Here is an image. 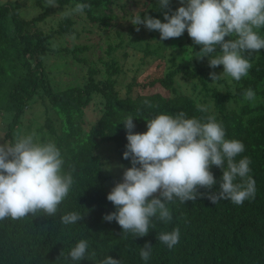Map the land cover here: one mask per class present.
I'll list each match as a JSON object with an SVG mask.
<instances>
[{
	"label": "trees",
	"instance_id": "1",
	"mask_svg": "<svg viewBox=\"0 0 264 264\" xmlns=\"http://www.w3.org/2000/svg\"><path fill=\"white\" fill-rule=\"evenodd\" d=\"M40 1L43 9L26 18L16 3L0 0V113L9 143L25 128L24 120L34 118L36 138L58 146L63 171L71 172L74 183L55 217L0 220V264H100L108 255L120 259L121 264H264V49L249 58L252 67L246 77L238 82L219 78L212 86L207 75L203 77L204 67L194 64L200 46L185 30L183 39L172 40L169 46L176 65L164 66V73L157 76L148 64L152 56L163 60L164 40H159V31H149L143 24L136 31L130 21L140 14L164 22V13L152 12L157 0H149L145 4L152 6L137 13L126 11L124 30L114 22V7L124 9L122 0H57V7L46 6V0L36 2ZM76 3L91 7L66 18L65 10ZM179 6L170 3L168 11ZM50 15L53 18L49 19ZM84 29L98 32L99 39L79 41ZM260 34L264 36V28ZM91 48L101 52L93 59L95 65L78 56ZM62 52V56L86 64L75 71L69 69L73 75L81 72L79 78L62 81L52 77L56 71L48 59ZM115 53L121 55L114 57ZM216 68L222 71L223 65ZM146 88L153 90L143 93ZM249 88L255 92L251 101L243 95ZM94 99L104 105L99 117L88 121L86 106ZM145 100L152 106L145 105ZM36 104H43L44 111L36 114ZM197 105L208 111H198ZM180 111L189 118L215 117L226 138L244 144L245 151L236 160L250 158L255 198L243 205L228 200L213 204L207 196L186 203L175 200L168 205L171 222L153 220L155 228L147 236L125 237L116 221L104 219L105 214L116 211L107 200L108 193L132 166L130 158L123 156L127 139L121 120L131 115L133 131L146 132V119ZM39 117L43 121L38 122ZM211 171L219 181L222 169L212 166ZM218 188L219 184L210 191ZM69 212L84 216L76 224H61L60 217ZM177 226L179 243L168 249L157 233L171 232ZM81 239L88 241L89 253L95 251L93 260L70 259V250ZM145 243L152 245L147 262L140 257Z\"/></svg>",
	"mask_w": 264,
	"mask_h": 264
},
{
	"label": "clouds",
	"instance_id": "2",
	"mask_svg": "<svg viewBox=\"0 0 264 264\" xmlns=\"http://www.w3.org/2000/svg\"><path fill=\"white\" fill-rule=\"evenodd\" d=\"M157 4L158 10L170 9V0H157ZM46 6L57 7V0H46ZM90 7L76 3L65 10L64 16L83 14ZM130 21L136 31L142 24L149 31H159L161 41L179 38L186 30L193 43L200 46L195 52L197 59L208 57L211 68L223 65L222 73H210L212 81L221 76L240 81L252 67L251 55L264 49V36L260 34L264 28V0H180L175 11H164V22L140 14ZM243 95L249 101L255 98L251 88ZM144 104L152 106L148 100ZM197 110L208 111L203 105H197ZM121 121L127 139L123 156L130 158L132 166L124 170L122 182L108 193L107 200L116 211L105 214L104 219L116 221L125 237L147 236L155 228L153 220L171 222L168 205L175 200L186 203L207 196L213 204L228 200L243 205L255 198L251 160L247 156L236 160L245 146L226 138L223 125L215 117L189 118L183 111L175 115L160 113L146 119V132L133 131L131 115ZM63 164L58 146L51 141L40 142L35 133L17 135L10 143L0 142V220L28 215L55 217L74 183L71 172L63 171ZM212 166L222 169L219 181ZM217 184L218 190L210 191ZM201 188L206 191L201 192ZM83 216L69 212L60 217V222L76 224ZM157 238L172 249L179 243L180 229L177 226L171 232H159ZM88 247V241L81 239L70 250V259L93 260L96 253H89ZM151 250L152 245L145 243L140 248L141 259L147 262ZM100 264H121V260L108 255Z\"/></svg>",
	"mask_w": 264,
	"mask_h": 264
},
{
	"label": "rangeland",
	"instance_id": "3",
	"mask_svg": "<svg viewBox=\"0 0 264 264\" xmlns=\"http://www.w3.org/2000/svg\"><path fill=\"white\" fill-rule=\"evenodd\" d=\"M7 1V0H5ZM12 2L16 3L19 8H20V12L22 14V16L26 17V18H30L32 15L38 13L39 11H41L43 9L42 5V1H40L39 3H37L36 1L38 0H11ZM123 2H125L124 5V9L123 8H116V6L114 7V10L117 14V18H115L114 22H119L116 25V28H119L121 30H124V23L123 21H125L126 19V15L125 12L126 11H132L137 13L139 10H142L145 8H149L150 6H152L150 3H148V5H145L144 3L146 2H150L149 0H122ZM170 3H178L180 4V1L176 0H170ZM46 5V3H45ZM158 5V4H157ZM155 8V7H153ZM164 11H168V9H164V10H158V6H156L155 10L152 12H158L161 15H163ZM147 12V10H146ZM56 15H58L57 11H56ZM48 18H53L51 15L48 16ZM50 22V21H49ZM124 23V24H123ZM99 33L102 34L103 31L99 30ZM185 34V32H184ZM159 40H160V34L158 35ZM99 39V34L96 31H93L92 33L89 32V30L84 29L81 34L79 35V41L87 43V42H95ZM182 40L183 36L179 37V38H174V39H167L164 40V44L167 47L166 50H164V58L163 60H160L159 57L157 56H152L151 62H149L148 66L150 67V72H152L153 74L157 75V76H161L164 73V66H170L171 62L173 63V65L175 66L176 64H174V62L176 61H172L173 60V53L169 50V46H171V42L173 41H177V40ZM161 41V40H160ZM94 52V54H93ZM63 52L58 54V55H52L51 58L48 59V62L50 64L51 69L55 70L56 73L52 74V77L56 80H69L71 77L72 79H77L79 78L81 72H76L75 75L72 74L71 71H69V69L72 67V71L77 70L78 68H83L82 63H79L77 61H75L72 57L69 56V58H66L65 56H62ZM98 54H101V52H98L96 50H93V48L86 50L85 53L83 54H78V56H82L87 58L88 62L90 65L94 64L95 62L93 61L97 59ZM121 53H115V56H120ZM195 57V55H194ZM66 58V59H65ZM179 58V57H177ZM75 61L74 65L73 62ZM194 64L197 66H202L204 67L203 70V77L206 78V75L208 77V80L210 81V83L212 84V86L217 84V80L212 81L210 78V73L211 72H216L217 74H220L223 72L219 71L217 68H210L209 67V62H208V57H205L203 60L197 59L195 58ZM68 72V73H67ZM70 73V74H69ZM221 78H225L227 80L230 79V77H225V76H221ZM152 89V88H151ZM150 88H146L144 92H152ZM153 90V89H152ZM165 95H167V92H163ZM103 103L100 102L98 99H94L93 102L91 103V105L86 106V119L89 120H95L99 117L102 107H103ZM45 106L43 104L38 105L36 104L34 107V110L37 113H40V111H44ZM42 117H44V114L42 115ZM38 121V120H37ZM43 121V119H41V117H39V121L41 122ZM25 128L23 127V129H21L20 131V135H27V134H31L35 132V128L37 126V122L34 118H30L29 119H25L23 122ZM0 142H8V140L5 138V121L3 118H1V113H0ZM108 162L106 163L105 167L107 166ZM109 168L113 169V165L109 164L108 165ZM113 171V170H111Z\"/></svg>",
	"mask_w": 264,
	"mask_h": 264
}]
</instances>
